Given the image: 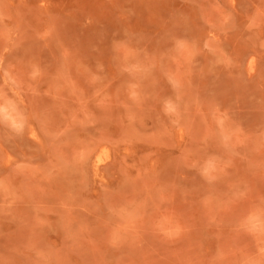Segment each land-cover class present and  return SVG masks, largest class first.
I'll list each match as a JSON object with an SVG mask.
<instances>
[{
    "label": "rangeland",
    "instance_id": "rangeland-1",
    "mask_svg": "<svg viewBox=\"0 0 264 264\" xmlns=\"http://www.w3.org/2000/svg\"><path fill=\"white\" fill-rule=\"evenodd\" d=\"M0 264H264V0H0Z\"/></svg>",
    "mask_w": 264,
    "mask_h": 264
}]
</instances>
